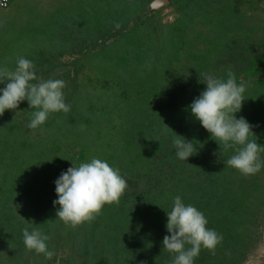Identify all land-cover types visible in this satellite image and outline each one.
Returning a JSON list of instances; mask_svg holds the SVG:
<instances>
[{
	"label": "rangeland",
	"instance_id": "rangeland-1",
	"mask_svg": "<svg viewBox=\"0 0 264 264\" xmlns=\"http://www.w3.org/2000/svg\"><path fill=\"white\" fill-rule=\"evenodd\" d=\"M21 56L65 82L70 110L35 130L26 101L0 115V264H171L162 240L177 195L222 236L195 264H264V168L224 164L234 150L188 107L203 73L231 72L247 84L235 115L264 145V0H16L0 10V65ZM176 135L197 145L186 162ZM93 157L128 186L91 221L65 224L53 182ZM29 221L50 237V258L25 248Z\"/></svg>",
	"mask_w": 264,
	"mask_h": 264
},
{
	"label": "clouds",
	"instance_id": "clouds-1",
	"mask_svg": "<svg viewBox=\"0 0 264 264\" xmlns=\"http://www.w3.org/2000/svg\"><path fill=\"white\" fill-rule=\"evenodd\" d=\"M204 90L188 106L191 115L211 137H215L223 149H233L223 163L238 170L243 175L256 174L264 168V145L249 139L254 135L252 125L244 117H236L241 109L246 82L237 81L233 73L226 78L214 72L203 73ZM0 115L5 110L15 111L21 102L26 101L32 112L27 127L41 128L50 114L67 113L70 105L65 102L61 79H42L36 75L34 63L23 56L16 60L15 67L9 69L0 65ZM177 137H180L176 135ZM177 159L186 160L197 151V145L183 137L173 140ZM56 199L53 206L59 205L55 217L72 226L91 221L106 204L117 202L127 188L126 179L119 170L106 160L93 157L88 162L68 167L54 180ZM166 213L162 246L172 254L171 264H195L201 248L214 250L222 240L214 229L207 227L204 214L191 204H186L177 195ZM31 226L21 230L23 244L27 250L50 258V237L31 221ZM187 245V246H186Z\"/></svg>",
	"mask_w": 264,
	"mask_h": 264
},
{
	"label": "built area",
	"instance_id": "built-area-1",
	"mask_svg": "<svg viewBox=\"0 0 264 264\" xmlns=\"http://www.w3.org/2000/svg\"><path fill=\"white\" fill-rule=\"evenodd\" d=\"M16 0H0V10H7L13 6Z\"/></svg>",
	"mask_w": 264,
	"mask_h": 264
},
{
	"label": "trees",
	"instance_id": "trees-1",
	"mask_svg": "<svg viewBox=\"0 0 264 264\" xmlns=\"http://www.w3.org/2000/svg\"><path fill=\"white\" fill-rule=\"evenodd\" d=\"M160 201L162 200V199H159Z\"/></svg>",
	"mask_w": 264,
	"mask_h": 264
},
{
	"label": "crops",
	"instance_id": "crops-1",
	"mask_svg": "<svg viewBox=\"0 0 264 264\" xmlns=\"http://www.w3.org/2000/svg\"><path fill=\"white\" fill-rule=\"evenodd\" d=\"M14 5V4H13Z\"/></svg>",
	"mask_w": 264,
	"mask_h": 264
}]
</instances>
